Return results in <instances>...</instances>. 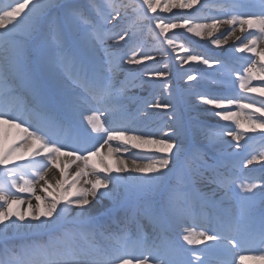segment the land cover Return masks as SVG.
Returning a JSON list of instances; mask_svg holds the SVG:
<instances>
[{"label": "snow or ice", "instance_id": "6c2138e0", "mask_svg": "<svg viewBox=\"0 0 264 264\" xmlns=\"http://www.w3.org/2000/svg\"><path fill=\"white\" fill-rule=\"evenodd\" d=\"M158 9L172 15L161 16ZM193 9L195 14H191ZM206 10L218 14L205 15ZM53 13L56 45L48 51L38 50L35 59H30L33 33ZM133 14L138 22L154 25L150 31L159 41L154 52L138 45L130 55L113 50L121 42L137 40L138 34L127 27L115 31ZM173 30L202 39L206 36L216 48L231 39L233 53L250 55L242 70L236 69L226 60L194 52ZM261 44L264 0H11L0 7V264L264 261V178L240 179L237 165L230 159L234 154L217 147L222 138L230 137L234 145L229 147L238 151L248 147L256 134L264 136ZM169 52L181 68L196 62L213 69L224 85L222 94L185 90L186 96L211 106L214 115L227 123L209 129L206 150L189 156L178 177L183 191L170 187L184 151L180 131L167 124V132L152 129L137 118L140 113L148 117V109H162L170 111L168 119L175 123L171 85H163L167 100L152 91L142 99L136 115L124 103L130 87L144 90L152 87L154 78L163 83L171 74L165 62L163 69L144 71L146 79L139 83V77L132 76L145 62ZM120 73L125 74L122 81L117 79ZM201 78L197 72L182 77L187 82ZM253 81L260 83L252 86ZM237 84L245 95L233 94ZM76 116L85 123L84 134L95 142L92 146L61 135L65 123ZM12 130L14 142L6 146ZM21 148L31 152L27 166L17 163L25 159ZM126 154L128 158H124ZM62 157L67 163H62ZM93 157H99L98 164L90 163ZM71 164L76 165V171L69 182L66 173ZM240 164L249 170L257 164L264 168V151L250 154ZM50 169L59 171L54 182L48 179ZM200 185L209 191L204 192ZM120 186L138 198L148 194L159 197L148 216L150 231L134 220V227L126 223L109 230L105 217L118 210L115 205L92 214L94 202L114 200L113 190ZM218 189L224 192L220 200L216 199ZM23 193L36 203L18 195ZM119 208H124L123 202ZM189 217L197 222L187 224ZM180 225L186 226L174 238L173 229ZM19 236L37 239L14 243ZM98 237L107 244H100ZM78 239L87 246L81 247ZM240 251L260 254L237 255Z\"/></svg>", "mask_w": 264, "mask_h": 264}, {"label": "rangeland", "instance_id": "374dc122", "mask_svg": "<svg viewBox=\"0 0 264 264\" xmlns=\"http://www.w3.org/2000/svg\"><path fill=\"white\" fill-rule=\"evenodd\" d=\"M119 2V0H117ZM130 3H138L140 0H129ZM219 2V0L214 1ZM11 3V0H0V7H4L6 4ZM212 3V2H210ZM146 7V6H145ZM199 7V6H197ZM180 10H174V12H177ZM185 14L187 13V10H184ZM158 14L164 17H170L172 14L167 13H160L158 9ZM191 14H195V9L191 10ZM218 13L214 10H206L205 15H217ZM148 15H153L149 13ZM54 13L50 14L49 17H45L42 22L40 23L38 27V31L33 33V40L31 42V47L29 49V54L31 56L30 59H35L38 50L48 51L55 47L57 42V34L55 30V24L53 21ZM129 28V30L134 31L138 34V38L134 42H129L127 44H124L121 42V46L119 48H115L117 51L124 53L127 52L129 55L131 54V49L136 47L137 45L139 48H142L145 51H152L159 46V41L155 39V36L150 31V28H154V25L150 21H139L138 17L133 14L131 15L125 23L121 24L119 27L115 29V31H120L121 28ZM155 31L158 32V29ZM177 32V38L179 41L185 43L188 45L191 49H193L194 52L205 54L209 57H217L221 60H226L230 63V65L233 68L242 70L243 65L245 66V62L236 61L237 60V54L233 53V49L231 46L227 44L222 45L220 48H216L213 46L209 41V44L202 43V38L195 37L192 34L187 33L184 30H173ZM111 43V41H109ZM227 45L229 47H227ZM264 46V44H262ZM138 48V50H139ZM167 63L169 65L167 71H169L171 74L164 79L163 83L160 79L154 78L152 81V87H147L145 89H151V92L154 91L158 98L167 100L168 99V93L166 91H163V85L164 83L171 85V92H172V100L171 102L176 105V114L177 118L175 123L173 121L169 120L168 117L171 114L170 111H166L164 113V120L163 124L159 127V129H163V131H166L169 129V127H165V125H169L170 127H179L183 126L186 128V132H197V134L192 138L188 133L185 131H180L179 139L183 142V149L186 153L185 155H180V162L179 166L175 169L174 173L172 174L171 184L170 187L175 188L177 190L183 191V185L178 179L179 175L182 173L184 166L192 154H194L197 150L205 151V146L207 145L204 143L205 136H202L201 132H208L209 129L213 128H219L216 121L219 120L218 117L214 115L215 109H204L200 107L199 105H203L199 102L198 99H196L195 96L185 95V90L192 89L194 92H206L211 94H222L224 92V85L219 83V77L217 73L213 69H209L204 65L197 64L196 62H190L189 65H184L183 68H181L180 64L175 60V55L169 52L167 56H161L157 55V58L155 61H147L145 62V65L140 66L139 73L136 74L139 78L137 80L138 83L142 79H146L142 73L147 70H156V69H163L164 63ZM186 72H197L202 78L198 81H192L187 82L186 79H182L184 74ZM121 74V73H120ZM120 74H118L117 79L119 80ZM135 76V77H136ZM216 81V82H214ZM260 82L253 81L252 86H257ZM138 89L136 87H130L125 96L126 99L124 103L127 105L128 109L133 115H136V110L139 107L140 103H138L136 106L132 105V95L137 91ZM233 92L239 93V87L238 84L235 86V88L232 90ZM255 95V94H251ZM149 97V95H148ZM130 98V99H128ZM247 102V101H245ZM149 113L152 111V109L147 110ZM138 120L142 121L145 116L143 113H140L138 115ZM157 129V130H159ZM73 138H79L80 144L82 146H92L94 141L88 140L84 134V130L80 129L73 120L68 121L64 125V129L61 132L62 136L69 137V134L71 132ZM187 134V135H185ZM243 144L244 142L241 141ZM229 145H234V141L230 142ZM229 145H219L217 146L219 149H223L227 151L228 153H233L230 157L232 159L238 168L237 175L240 177V179H256L259 180L261 178H264L262 174L259 172L251 173V171H247L249 169H245L241 166L240 162L245 160L250 156V154H253L254 152L258 151H264V136H260L259 134H256L254 139L249 141L248 147L242 148L240 150H236L234 147H229ZM207 159V157H205ZM212 161H209L211 163ZM257 165L250 166V169L253 170ZM250 172V175H249ZM30 176V175H29ZM117 193L114 192V200H110L107 202L108 207H113L114 205L118 208L117 212H113L112 215H117L119 212H125V209L127 210V213L130 215L131 218H134V221L139 224H143L145 226V229L150 231L148 228L147 223L145 222V214L151 213L157 206V202L159 200V197L154 194H148L143 197H139L137 202H133L132 198L134 194L129 193L126 191V188L124 186H120ZM221 191H223L221 189ZM123 202L124 208H119V205ZM150 202V203H149ZM133 203H135L136 207H133ZM121 210V211H120ZM131 211V212H130ZM135 211L136 216L134 214ZM112 215L110 218L105 217V222L111 231H115L118 227H124L126 223H121L122 220H119L121 215L115 216L112 218ZM123 215V214H122ZM197 222V221H196ZM195 223V222H194ZM192 224V223H191ZM131 226V225H130ZM135 226V225H134ZM186 226V225H185ZM174 236V233H173ZM30 239H37V237H26V236H19L16 237L13 241L14 243H22L24 241L30 240ZM46 239V237L44 238ZM99 243L102 245H106L107 241H102V238H97ZM79 242H77L81 247H86V242L83 239H78ZM259 255V251L255 252H247V251H240L237 253V255ZM253 261V259H246L243 264H250Z\"/></svg>", "mask_w": 264, "mask_h": 264}, {"label": "bare ground", "instance_id": "6f19581e", "mask_svg": "<svg viewBox=\"0 0 264 264\" xmlns=\"http://www.w3.org/2000/svg\"><path fill=\"white\" fill-rule=\"evenodd\" d=\"M214 1H217V0H209V2H214ZM223 30V29H222ZM237 35H240V33L239 32H237ZM209 40H208V38L205 36V38H203L202 39V43H204V44H209V42H208ZM236 43L238 44L239 42L238 41H236ZM228 45L229 46H231L232 47V45H233V40H229V43H228ZM227 45V47H229ZM261 47H264L262 44L260 45ZM113 50H115V51H117L115 48L113 49ZM248 55H250V54H241V53H238L236 56H237V62L238 61H240V62H245L244 64H246V57L248 56ZM29 58H31V56H30V54H29ZM244 66V65H243ZM140 70V69H139ZM136 74H137V72H133L132 73V76L133 77H135L136 76ZM131 78V77H130ZM125 79V74L124 73H121L120 74V77H119V80L120 81H122V80H124ZM138 81L139 80H136V83H138ZM138 90L132 95V98H133V100H132V105L133 106H136L138 103H140L141 101H142V99L143 98H147L148 97V95H149V93L151 92V89H144V90H141V89H139V88H137ZM237 92H233V94H236ZM239 94L240 95H245L244 93H240L239 92ZM247 95H250L251 96V94H247ZM200 107H202V108H204V109H213L211 106H207V105H199ZM234 111L236 110L235 108L233 109ZM166 112V110H162V109H159V110H152L150 113H149V116L148 117H145L141 122H144V123H147L152 129H159V127L163 124V120H164V113ZM73 120V122L80 128V129H82V130H84V128H85V123L84 122H82L81 121V119L79 118V116H76L74 119H72ZM216 122H220V123H217V124H219L218 125V127H220V126H222L223 124H225V123H227V122H224V121H216ZM177 129H179L180 131H185L186 132V128L185 127H183V126H179V127H177ZM89 131H90V129H89ZM167 131H169V129L168 130H166L165 132H167ZM74 133V131L73 132H71L70 134H69V137H68V139H69V141H71L72 139H75V138H73L72 137V134ZM186 133H188L192 138L197 134V132H186ZM201 134H202V136H205V138H204V143H206V144H208V140L206 139V132H201ZM14 135H15V130H12V134H10V135H8L7 136V138L5 139V144H6V146H11V144L14 142V140H13V137H14ZM185 135H187V134H185ZM230 142H232V139L230 138V137H224V138H222V140H221V142L217 145V146H221V145H229L230 144ZM79 143H80V140H79ZM107 147V146H106ZM106 147H105V149H102L101 151H102V154L103 153H106ZM67 150H69V149H65V151H67ZM20 154L22 155V156H24L25 157V159L23 160V161H17V163L18 164H22V165H24V166H27L28 164H29V161L32 159V156H31V152L30 151H26V150H24L23 148H21L20 150ZM142 155L144 154V153H141ZM186 153L183 151L182 153H181V155H185ZM124 158H128V154H126L125 155V157ZM61 160H62V163H67V161L66 160H64V158L62 157L61 158ZM109 163H113V161L112 160H109L108 161ZM90 163H92V164H98L99 163V157H93L92 158V160L90 161ZM177 168V166L175 167V169ZM76 171V165L75 164H71L70 166H69V168H68V170H67V175H68V179H69V182L71 181V173H74ZM247 171H251V173H255V172H259L260 174H262L263 176H264V168H262L260 165H258L257 167H255L253 170H246L245 172H247ZM30 175V174H29ZM206 175H207V173H206ZM249 175H250V172H249ZM53 178H55V179H58L59 178V171L58 170H56V169H50L49 171H48V179L50 180V181H53L54 182V179ZM42 183V182H41ZM37 186V188H39V185H36ZM65 187H67V185H65ZM200 187L201 188H203V186L202 185H200ZM212 187H215L214 185H212ZM14 191V190H13ZM73 191V189L72 188H69V192H72ZM117 191L118 190H115L114 189V192L115 193H117ZM203 191L204 192H208L209 191V189L208 188H203ZM37 194H39V193H37ZM57 195H59V190L57 191V193H56ZM18 195H20L21 196V198L22 199H24L25 201H28V200H31V202L33 203V204H35L36 203V201L34 200V198H32L31 197V195L30 194H28V193H23V194H18ZM114 195V194H113ZM224 196V192L223 191H221V189H218L217 190V196H216V199L217 200H220L222 197ZM115 198V197H114ZM139 198L138 197H136L135 195L133 196V198H132V201L134 202H137V200H138ZM108 201H110L109 199H107V198H105V199H103L101 202H99V203H95L94 202V207H92V214L93 215H97L98 213H99V211L100 210H102V207L103 208H109L108 207V205H107V202ZM159 201V200H158ZM150 203V202H149ZM157 204H158V202H157ZM26 204L23 206V207H25L26 208ZM133 207H136V205H135V203H133V205H132ZM225 206H227V205H225ZM121 211V210H120ZM115 212H117V211H115ZM131 212V211H130ZM134 212V214H135V216H136V214H138V213H136L135 211H133ZM113 214V213H112ZM123 214V215H122ZM72 215L74 216L75 215V212H73L72 213ZM119 215H121V217H120V219L119 220H122L121 221V223H127V225L129 226V227H134V224L132 223V221L136 218V217H134V218H131V213H130V215L127 213L126 214V212H119L117 215L115 214V215H112V218H114L115 216H119ZM148 216H149V213H146L145 214V222L147 223V225H149V220H148ZM194 222H196V220H194L193 218H191V217H189L188 219H187V224H191V223H194ZM139 224H140V222H139ZM131 225V226H130ZM185 225H180V226H178V227H175L174 229H173V233H174V238L176 237V234L178 233V232H182L183 231V227H184ZM149 228V227H148ZM149 230H150V228H149ZM102 241H103V239H102ZM77 242H79V240H77ZM104 242H106L105 240H104ZM189 247H193V248H195V247H197V246H189ZM250 264H264V261H260V260H254L253 259V261L250 263Z\"/></svg>", "mask_w": 264, "mask_h": 264}]
</instances>
